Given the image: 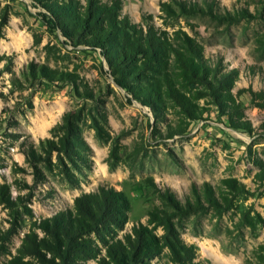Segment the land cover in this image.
<instances>
[{
    "label": "rangeland",
    "instance_id": "374dc122",
    "mask_svg": "<svg viewBox=\"0 0 264 264\" xmlns=\"http://www.w3.org/2000/svg\"><path fill=\"white\" fill-rule=\"evenodd\" d=\"M205 1H214L224 15L246 10L249 16L220 22L208 11L188 13L180 5L205 6ZM122 2L123 14L135 23L143 24V16L151 15L157 27L171 34L176 48L185 47L186 38H190L210 61L219 59L226 70H237L233 92L245 107L251 130L231 128L209 98L196 101L202 108L199 120H187L170 100L164 117L157 119L115 84L99 51L71 46L45 24L42 10L32 0H0V9L11 7L5 38L0 39V55L14 57L9 70L0 74V184L8 185L15 211L22 218L11 251L16 253L32 222L73 208L76 197L95 192L100 185L113 186L129 197L132 210L125 231L130 232L134 225L145 224L149 211L161 204L151 183L171 188L184 201L195 184L207 182L219 187L224 179L236 178L245 185L247 194L237 200L235 211L222 219L212 213L190 217L184 221L182 236L198 248L199 260L205 264L254 263V252L264 245V224L253 232L239 221L241 213L248 210L264 220V183L258 180L255 165L257 160L264 161V109L252 105L249 93L239 91L264 90V0ZM163 2L172 6L174 15L162 9ZM32 63L68 77L39 80L29 76L26 80ZM3 66L4 62L0 69ZM71 111L81 113L84 137L93 149V169L80 188L70 186L58 172H46L47 181L37 183L20 144L24 140L38 144L40 139L51 137L50 130ZM101 114L108 116L112 136L123 133L120 161L110 157L111 143L97 137L94 119H100ZM185 122H190L185 133L176 132ZM12 215L0 205V229L11 226ZM167 254L150 263L170 264ZM8 259L2 256L0 264Z\"/></svg>",
    "mask_w": 264,
    "mask_h": 264
},
{
    "label": "trees",
    "instance_id": "16d2710c",
    "mask_svg": "<svg viewBox=\"0 0 264 264\" xmlns=\"http://www.w3.org/2000/svg\"><path fill=\"white\" fill-rule=\"evenodd\" d=\"M42 10L45 24L58 31L73 47L99 51L109 74L117 86L124 89L154 116L163 118L168 109L167 100L179 108L187 120H199L202 108L196 103L209 98L226 117L231 128L251 130L245 107L233 89L238 71L226 70L222 60H209L204 50L190 38L185 47H175L171 34L157 27L151 15L143 16V24L135 23L123 14L122 0H32ZM199 4L180 3L188 13H207L215 20L232 23L249 16L248 11L225 15L213 2ZM162 9L172 16V6L162 3ZM11 7L0 9V39L5 38ZM40 41L36 37L35 44ZM14 57L0 55V74L9 70ZM36 76L39 80L67 79V75L45 65L30 64L25 79ZM76 84L75 79H70ZM247 92L252 105L264 109V90L252 88ZM79 111L66 112L61 121L50 130L51 137L22 141L21 152L34 169V181H47L46 172H58L67 183L80 188L88 172L93 169V149L84 137ZM97 137L111 143L110 157L120 161L123 133L112 136L109 119L101 114L94 119ZM190 122L179 126L185 133ZM176 134V133H175ZM257 178L264 183V161L257 160ZM161 204L148 213L145 224L139 223L126 232L132 205L129 197L113 186L100 185L95 192L83 193L74 200L73 208L60 211L52 217L32 222L24 234L16 253L10 249L18 234L22 218L15 211L16 203L7 184H0V205L13 214L11 226L0 229L1 264H151V260L167 252L170 264H205L199 260L198 248L186 243L182 236L184 221L198 219L212 213L222 219L236 209L237 200L247 194L244 184L236 178H227L222 185L210 183L194 185L191 196L184 201L171 188H159L151 183ZM18 199H22L18 197ZM29 214L32 216V212ZM264 220L251 211L241 213L240 226L256 231ZM161 232V233H159ZM255 262L264 264V245L254 252Z\"/></svg>",
    "mask_w": 264,
    "mask_h": 264
}]
</instances>
